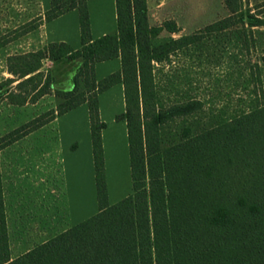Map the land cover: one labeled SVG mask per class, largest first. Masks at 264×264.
Wrapping results in <instances>:
<instances>
[{
    "label": "trees",
    "instance_id": "obj_1",
    "mask_svg": "<svg viewBox=\"0 0 264 264\" xmlns=\"http://www.w3.org/2000/svg\"><path fill=\"white\" fill-rule=\"evenodd\" d=\"M87 1L51 0L44 15L48 22L77 10L79 50L50 43L37 52L8 58L7 71L18 81L16 87L37 83L44 59L53 65L74 61L79 65L65 85H54V95L62 100L56 110L3 136L1 149L55 116L86 104L98 212L8 261L0 195V264H264V103L162 148L159 126L176 115L193 113L200 103L155 112L153 63L197 43L201 31L152 46L151 39L162 30L179 32L175 23L166 21L149 28L145 0H115L117 34L92 40ZM223 2L228 16L207 26L206 32H221L245 21L250 28L264 26L263 20L243 9L242 0ZM115 58L120 59L121 70L96 81L94 65ZM80 79L82 90H78ZM118 83L125 91L123 119L128 130L132 192L108 205L100 136L104 124L98 118L97 95ZM50 92L46 82L29 99L28 92L16 94L17 88L7 89L3 96L11 105L23 106ZM147 106L152 110L144 122L140 110Z\"/></svg>",
    "mask_w": 264,
    "mask_h": 264
},
{
    "label": "rangeland",
    "instance_id": "obj_2",
    "mask_svg": "<svg viewBox=\"0 0 264 264\" xmlns=\"http://www.w3.org/2000/svg\"><path fill=\"white\" fill-rule=\"evenodd\" d=\"M161 1L169 20H174L180 27L182 36L201 31L200 41L153 63L155 101L152 106L155 112L189 102L200 103L193 113L176 115L159 126L161 147L167 148L264 103V26L250 28L245 21L244 25L208 33L204 30L207 26L228 16L223 0ZM49 3V0H0V149L4 145L1 138L26 124L34 112L38 111L40 116L56 110L62 100L54 95V85L61 88L64 81L75 74L79 65L76 61L53 65L50 60L44 59L41 61V78L38 82L28 85L21 83L18 87V81L7 71L9 57L39 51L29 49L31 39L27 34L33 30L40 31L45 22L42 7L48 9ZM242 4L243 9L251 16L264 21V0H242ZM53 22L46 23V32L50 34L57 32L58 35L65 36L73 28L70 17L58 23ZM165 36L167 34L157 40H165ZM113 67L114 65L99 67L96 79L102 80L114 73ZM109 69L110 73L107 72ZM8 80L12 82L9 83ZM46 82L51 90L48 94L50 97L43 96L36 109L18 108L3 96L7 89L17 88L16 94L28 92L29 99ZM33 85L37 87L31 92ZM82 89L84 85L80 79L78 90ZM105 96L101 99L106 125L102 141L103 167L108 203L114 205L128 197L132 185L125 125L119 119L124 111L123 100L118 89H112ZM130 106L133 107L132 103ZM152 106H147L144 111L140 110L144 122L149 121L150 116L147 114L151 112ZM84 110V113H69L66 117L69 121L62 119L59 126L47 130L43 138H31L25 143V147L41 150L55 148L65 158L74 152L85 156L86 145L90 162V218L97 212V203L86 106Z\"/></svg>",
    "mask_w": 264,
    "mask_h": 264
},
{
    "label": "crops",
    "instance_id": "obj_3",
    "mask_svg": "<svg viewBox=\"0 0 264 264\" xmlns=\"http://www.w3.org/2000/svg\"><path fill=\"white\" fill-rule=\"evenodd\" d=\"M49 2L51 3V0H49ZM50 3L48 9L44 6L42 7L44 12L49 10ZM145 3L147 10V25L149 28L161 26V24L166 21L174 22V20H169L161 0H145ZM86 6L89 19L90 37L92 40L99 39L103 36L117 34L115 0H88ZM66 17H70V20L73 22V28H71L69 34L65 36H60L57 32H55L56 34H50L49 32H46L48 25L46 24L47 22H44L40 27V31L33 30L27 34V37L31 39V43H28L29 49L35 51L37 49L40 50V48L50 43H65L72 50H79L81 48V40L79 14L77 10H71L51 21H54L53 23H58ZM175 25L179 29V32L169 33L166 30H162L158 36L151 39V45L157 46L167 42L171 38L176 39L181 37V29L176 23ZM166 34L167 36H165V40H157L163 38ZM39 35L40 37L38 38ZM154 41H156V43H154ZM78 47L79 49H77ZM107 65H114V73L121 70V61L119 58L96 63L94 65L95 79L97 69ZM111 69L107 72L110 73ZM96 81L99 80L96 79ZM116 85H114L115 87L112 86L97 95L98 118L99 121L104 124V128L100 133L102 155H104L102 141L104 139L106 125L103 118L104 111L101 105V99L103 100V97L107 95V93H110L112 89H118L124 104V111L119 119L122 120L125 125L129 156L127 123L123 119V114L126 111L125 91L122 83ZM113 91L116 92V90ZM45 96L50 97V95ZM43 98L44 97L39 98L35 103L31 104L29 108H26L29 104L14 106L21 109H36L35 107H37V104ZM85 106L88 112L87 127L91 140L88 107L86 104H81L64 113L65 115L62 114L63 116H55V118L49 123L0 150V195L4 217L8 261L20 257L34 247L44 244L67 229L89 219L90 162L86 145L84 151L85 156L74 152L69 153L65 158L62 157V152L55 148H45L41 150L25 147V143L30 141L31 138H43L47 130L49 131L52 130V128H55V126H59V122H61L62 119L63 121H66V119L69 121V118H66L69 113L75 111H81V113H84ZM38 116V111L36 113L34 112L31 115L30 120ZM61 211L62 213H60Z\"/></svg>",
    "mask_w": 264,
    "mask_h": 264
}]
</instances>
